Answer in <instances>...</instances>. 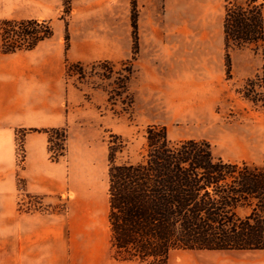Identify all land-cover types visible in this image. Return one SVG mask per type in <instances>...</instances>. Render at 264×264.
Segmentation results:
<instances>
[{"label":"crops","instance_id":"crops-1","mask_svg":"<svg viewBox=\"0 0 264 264\" xmlns=\"http://www.w3.org/2000/svg\"><path fill=\"white\" fill-rule=\"evenodd\" d=\"M64 1L0 2V18L46 20L54 30L51 38L32 50L0 53V137L4 139L1 149L8 154L0 163V264H144L114 258L108 197L107 208L83 210L78 219L72 209L65 213L21 210L18 195L12 191L20 176L25 179L27 192L46 196L58 193V163L50 159L48 135L39 131L25 135L26 159L18 173L16 132L66 124L62 102L74 93L61 77L66 59L83 63L112 61L134 51L132 0H70L68 13ZM144 10L147 8L138 6L137 53L175 57V63L163 73L164 82L182 87L187 70L179 66L181 57L208 55L214 56L216 63L202 79L223 86L227 79V46L221 0L196 18L173 26L146 19ZM176 96L181 98L182 93L178 91Z\"/></svg>","mask_w":264,"mask_h":264},{"label":"rangeland","instance_id":"rangeland-1","mask_svg":"<svg viewBox=\"0 0 264 264\" xmlns=\"http://www.w3.org/2000/svg\"><path fill=\"white\" fill-rule=\"evenodd\" d=\"M133 1L136 2L138 17V6L141 9L146 7L143 13L146 19L173 26L179 21L196 18L217 0H132V11ZM221 2L225 10L226 0ZM261 2L264 0H258ZM69 11L70 0L65 2V13ZM137 52L138 49L128 56L108 60L113 66H91L103 60L81 62L85 65L84 78H80L78 73L67 75V62L64 64L61 77L74 93L62 102L66 124L56 128H65L67 139L59 160L51 159L58 153L57 146L52 144L54 149L49 150L50 159L58 163L59 190L48 196L30 193L26 190L25 179L17 176L16 188L12 191L18 195L21 210L65 213L72 209L80 219L83 210L107 208L109 141L113 135L124 138L125 149L117 154V162L139 160L145 152L146 129L153 124L165 126L172 140L205 139L211 143L216 156L264 166V42L258 48L230 49L231 74L227 73L226 82L221 87L202 79L216 63L214 56L181 57L179 66L187 70V79L182 87L177 88L162 79L164 71L175 63V57L140 56ZM134 55L135 59H132ZM126 60H132L134 68L129 83L133 103L130 95H118L127 74L121 62ZM178 91L182 93L181 98L176 96ZM45 129L50 128L17 130L18 173L26 159L25 135L34 131L45 132ZM54 137L55 143L58 138ZM1 138L0 163L8 157L7 152L1 149L4 143ZM248 211L239 210L241 214ZM112 254L114 256L113 249ZM187 255L189 257H183ZM180 261L186 264H264V250L171 251L168 264Z\"/></svg>","mask_w":264,"mask_h":264},{"label":"trees","instance_id":"trees-1","mask_svg":"<svg viewBox=\"0 0 264 264\" xmlns=\"http://www.w3.org/2000/svg\"><path fill=\"white\" fill-rule=\"evenodd\" d=\"M69 3V0H65ZM264 3L226 0V66L230 49L264 42ZM137 7L133 1L134 52L138 49ZM54 30L46 20L0 19L1 53L32 50ZM69 47V32L65 34ZM135 59V55L132 57ZM67 75L84 78L85 65L66 61ZM113 66L103 60L91 66ZM118 95L129 93L132 60ZM112 93H110V98ZM130 102L133 97L130 95ZM49 150L59 160L67 139L65 128L45 129ZM54 135L58 138L54 143ZM109 141V222L118 260L168 264L173 250H264V166L216 156L205 139L172 140L167 128L149 125L145 152L139 160L117 162L125 149L121 135ZM53 144V145H52ZM240 209L249 210L245 214Z\"/></svg>","mask_w":264,"mask_h":264}]
</instances>
